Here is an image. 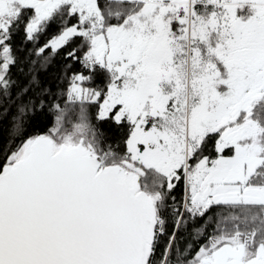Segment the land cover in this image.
Instances as JSON below:
<instances>
[{
  "label": "snow or ice",
  "instance_id": "obj_1",
  "mask_svg": "<svg viewBox=\"0 0 264 264\" xmlns=\"http://www.w3.org/2000/svg\"><path fill=\"white\" fill-rule=\"evenodd\" d=\"M65 47L90 74L0 164V264H264V0H0V98L22 116ZM88 104L127 122L125 152Z\"/></svg>",
  "mask_w": 264,
  "mask_h": 264
},
{
  "label": "trees",
  "instance_id": "obj_2",
  "mask_svg": "<svg viewBox=\"0 0 264 264\" xmlns=\"http://www.w3.org/2000/svg\"><path fill=\"white\" fill-rule=\"evenodd\" d=\"M69 26L76 23L75 18H66ZM61 21L57 20L51 24L47 31L40 37L39 44L42 45L47 42L52 36L57 35L61 28ZM79 41H77L78 43ZM14 44L17 47L32 48L31 43H27L23 39V32L14 37ZM73 47L75 44L72 45ZM70 50L69 47H65L59 52V54L52 55L51 60L47 68L41 69L36 73L39 80V85L34 86L33 90L24 97L25 102L31 98L34 101V105L30 107L25 113L20 116L18 111L20 105V99L16 96V88L12 89V99L0 98V164H2L8 154L14 151L18 145H20L27 138L46 133L53 125L55 121V111L52 110L54 103H60L63 105L66 99L67 89L70 85L71 75L73 72H82L85 75L90 73L83 68L82 64L74 61L64 59V53ZM21 58L24 56V52L19 53ZM71 64V68L67 69L66 65ZM25 73H27V65H24ZM12 78L17 80L21 84L26 83L30 78V75L22 74L18 71L17 67L12 69ZM93 83H87L85 87H102L107 81L106 76L103 73H97L93 76ZM47 89V92L43 90ZM44 101V106L41 107L39 101ZM91 122L95 125L97 131L103 134L102 147L107 150L111 145L112 149L123 153L126 151V140L129 133V125L127 122L123 126H119L114 120H97L96 116L99 111L97 104L86 105ZM76 112L70 113V117L75 122ZM17 117L21 127L17 129ZM70 127V125H69ZM210 148L212 145L210 144ZM205 154H208L207 152ZM183 181H181L176 189L175 195L179 196L183 193ZM215 211V209H213ZM209 215H212L210 212ZM198 224H202L203 221H198ZM208 233H211L212 228L207 229ZM191 232V228L189 229ZM186 239L194 244V250L199 243L203 242L200 239L197 243L196 238L188 233L184 234Z\"/></svg>",
  "mask_w": 264,
  "mask_h": 264
},
{
  "label": "flooded vegetation",
  "instance_id": "obj_3",
  "mask_svg": "<svg viewBox=\"0 0 264 264\" xmlns=\"http://www.w3.org/2000/svg\"><path fill=\"white\" fill-rule=\"evenodd\" d=\"M202 243H203V242H202ZM198 246H199V244L197 245V247H196V248H198ZM196 248H195V249H196Z\"/></svg>",
  "mask_w": 264,
  "mask_h": 264
}]
</instances>
